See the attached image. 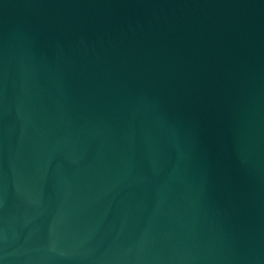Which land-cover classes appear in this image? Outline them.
<instances>
[{
  "label": "water",
  "instance_id": "obj_1",
  "mask_svg": "<svg viewBox=\"0 0 264 264\" xmlns=\"http://www.w3.org/2000/svg\"><path fill=\"white\" fill-rule=\"evenodd\" d=\"M0 264H264V0H0Z\"/></svg>",
  "mask_w": 264,
  "mask_h": 264
}]
</instances>
